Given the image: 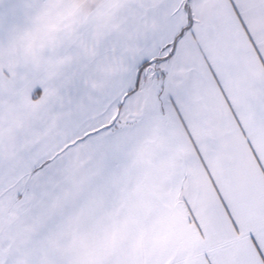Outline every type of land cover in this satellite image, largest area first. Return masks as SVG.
<instances>
[{"label": "snow or ice", "instance_id": "obj_1", "mask_svg": "<svg viewBox=\"0 0 264 264\" xmlns=\"http://www.w3.org/2000/svg\"><path fill=\"white\" fill-rule=\"evenodd\" d=\"M0 264H264V0H0Z\"/></svg>", "mask_w": 264, "mask_h": 264}]
</instances>
